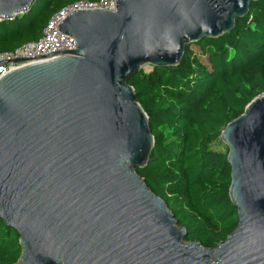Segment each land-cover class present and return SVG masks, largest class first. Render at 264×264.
<instances>
[{
  "label": "water",
  "instance_id": "obj_1",
  "mask_svg": "<svg viewBox=\"0 0 264 264\" xmlns=\"http://www.w3.org/2000/svg\"><path fill=\"white\" fill-rule=\"evenodd\" d=\"M34 1L0 0V16ZM255 1L115 0L113 10L70 11L57 30L75 49L0 75V219L18 234L14 264H264V94L219 133L237 222L210 248L184 241L135 171L153 137L127 83L144 64L177 65L186 45L230 31Z\"/></svg>",
  "mask_w": 264,
  "mask_h": 264
},
{
  "label": "trees",
  "instance_id": "obj_2",
  "mask_svg": "<svg viewBox=\"0 0 264 264\" xmlns=\"http://www.w3.org/2000/svg\"><path fill=\"white\" fill-rule=\"evenodd\" d=\"M76 1L35 0L0 21V53L38 38L55 12ZM127 83L153 137L147 164L135 171L185 228L184 241L214 247L237 222L219 133L264 94V0L250 3L220 37L186 45L177 65L140 69ZM19 255L17 232L0 219V264H14Z\"/></svg>",
  "mask_w": 264,
  "mask_h": 264
},
{
  "label": "built area",
  "instance_id": "obj_3",
  "mask_svg": "<svg viewBox=\"0 0 264 264\" xmlns=\"http://www.w3.org/2000/svg\"><path fill=\"white\" fill-rule=\"evenodd\" d=\"M114 7L115 0H79L64 6L48 19L38 38L24 42L10 51L0 53V60L7 61V63L0 65V75L21 65L45 60L52 53L75 49V41L57 30V23L70 11L85 9L113 10ZM2 20L6 19L0 16V21ZM16 59H19V61H15Z\"/></svg>",
  "mask_w": 264,
  "mask_h": 264
},
{
  "label": "rangeland",
  "instance_id": "obj_4",
  "mask_svg": "<svg viewBox=\"0 0 264 264\" xmlns=\"http://www.w3.org/2000/svg\"><path fill=\"white\" fill-rule=\"evenodd\" d=\"M142 70H144V71H149L150 69H151V66L150 65H148V64H144L143 66H142V68H141ZM221 143V142H220ZM222 144V143H221ZM223 145V144H222ZM222 147H223V149H224V145L223 146H217V149H220V150H222ZM226 148V147H225Z\"/></svg>",
  "mask_w": 264,
  "mask_h": 264
}]
</instances>
